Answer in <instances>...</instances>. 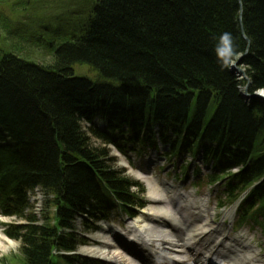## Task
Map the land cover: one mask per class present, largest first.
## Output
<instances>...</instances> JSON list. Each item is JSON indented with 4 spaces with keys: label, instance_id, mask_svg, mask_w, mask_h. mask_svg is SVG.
Masks as SVG:
<instances>
[{
    "label": "trees",
    "instance_id": "16d2710c",
    "mask_svg": "<svg viewBox=\"0 0 264 264\" xmlns=\"http://www.w3.org/2000/svg\"><path fill=\"white\" fill-rule=\"evenodd\" d=\"M13 5L24 16L3 11ZM47 9L59 11L53 21ZM47 23L60 28L49 46L39 36ZM0 32L12 47H0L10 52L0 56V206L28 222L6 231L20 249L0 264H80L59 254L76 249L60 228L80 213L108 218L117 202L135 214L131 188L139 185L115 170L107 145L120 148L147 114L186 132L184 150L204 146L224 175L251 163L229 178L228 200L249 191L243 220L264 230V182L252 188L264 178V102L244 99L246 81L231 71L247 53L250 94L264 90V0H0ZM38 48L48 64L34 57ZM83 65L96 81L75 75ZM98 117L109 120L110 135L92 134L106 146L82 127ZM37 188L46 195L40 224L25 214Z\"/></svg>",
    "mask_w": 264,
    "mask_h": 264
},
{
    "label": "bare ground",
    "instance_id": "6f19581e",
    "mask_svg": "<svg viewBox=\"0 0 264 264\" xmlns=\"http://www.w3.org/2000/svg\"><path fill=\"white\" fill-rule=\"evenodd\" d=\"M238 74L243 75L240 72ZM123 164L128 167L125 162ZM134 174L146 182L148 196L152 200L150 207L127 226L126 234L129 240L136 242L137 253L124 250L114 239H107L105 235L111 237L115 234L111 229H106L105 235L97 237L103 240L101 247H87L83 253L110 264H150L147 251L150 244L156 243L159 250L169 251L167 254L175 261L164 260L152 264H260L259 251L242 236L229 238L221 232V226L210 225L205 203L195 202L192 194L167 196L169 190L160 186L158 181H150L139 173ZM145 215L151 219H145ZM165 225L175 233L171 230L170 233L157 230ZM221 225L223 227V224ZM153 227L154 231H150ZM175 240L178 246L174 245ZM4 242L9 246L13 245L0 231V250L7 249L3 245ZM187 254H190L191 258L185 261Z\"/></svg>",
    "mask_w": 264,
    "mask_h": 264
},
{
    "label": "rangeland",
    "instance_id": "374dc122",
    "mask_svg": "<svg viewBox=\"0 0 264 264\" xmlns=\"http://www.w3.org/2000/svg\"><path fill=\"white\" fill-rule=\"evenodd\" d=\"M3 9H4L3 11L6 14H8L11 18H14L15 16L19 15V14L16 15V10L18 9L17 5H13V7L4 6ZM19 10H20V15L25 14L22 11V9H19ZM66 10L69 11L70 9H66ZM46 14H47L48 19H50V21H53L54 20L53 16H55L56 14H59V11L53 10V9L52 10L47 9ZM27 22H28V25L30 26L31 29H34L35 27L38 26L35 23H33L31 20H29ZM27 22H25V24ZM47 24L48 25H46V26H40L39 36L43 37L44 41L48 42L45 44H48V46H49L51 44V43L49 44V42H52L53 36H55L56 33L60 31V28L55 23L54 24L47 23ZM68 24L64 25V30L68 28L67 27ZM4 40H6V36L3 35L2 32H0V47L5 49V50L12 49V47L9 46L10 44L8 42H4ZM17 43H18V41L14 40L13 45H16ZM41 44H44V42L41 41ZM1 48H0V56H2L4 53V51ZM7 52H9V51H5L4 54H8ZM34 53H35L34 57H36L37 60H40L44 64H48L47 61L49 60V58L44 57V55L42 53V48H38L36 50V52H34ZM36 59H34V60L31 59V61L38 62ZM38 63H40V62H38ZM241 68L245 69V66H241ZM74 73L77 77H84V78H87L91 81L97 80L96 72L93 71L88 66H85V65L76 66L74 69ZM241 79H242V77H241ZM115 155H116V153H112L110 156L113 158ZM115 157H117V156H115ZM257 157H258V153H255L254 158H257ZM127 159L129 162H132L136 168H139V163L136 161V155H131ZM114 165L118 169L123 168L121 165L120 159H118V158H117V162L115 161ZM190 169H191V167H190ZM167 170H169V167L167 169H165L164 171H163V169L162 170L158 169L156 171L158 176L154 172H153V175L155 178H157V177L160 178V182L162 185L172 187L170 190V195H172L174 193H176V194L185 193L186 194V193H190V192H194V191L198 190L199 194L196 196L195 200L201 201L203 199H206V197L208 196V193H209L208 187H207V181H204V183H203L204 186H199V184L194 183L193 181L198 180L200 177L199 178H197L196 176L193 177L191 172L189 173L188 178H185L184 176L183 177H175L174 175H172L171 178H168L165 176ZM131 175L132 174H129L130 177H133ZM178 175H181V174H178ZM213 197H214L213 202L210 203L208 208H207V216H208L209 220L212 221V225L217 226V224L222 223V219L226 215L227 212L216 211L215 208L217 206V201H216L214 194L211 195V198H213ZM32 198L34 200H37L36 201L37 206L35 208V213L37 215H40L42 208H43V202H44L43 195H42V193L39 192V193H36L35 195H33ZM146 199L150 204V199H149L148 195H146ZM43 210H44V208H43ZM231 211L232 210L230 209L229 213ZM126 222L127 221H122V220L114 221V223H115L114 226H119L120 228H122V227L125 228L127 226ZM230 223H229V219H227V222L224 226V229H227L230 231V229L234 226L233 233L231 234L232 237H236L240 234L246 233V239L247 240L253 239V242L260 246V248L262 249V256L261 257H262V260H264V238H263V235L261 233V230L258 227H253L252 225H248L244 228H240V227L237 228V225L239 223V219H238L237 215H233V217L230 218ZM111 226H112V224H111ZM4 243H3V245L7 249L0 250V259L19 253L20 244H18L17 242H12L13 245L9 246V244L7 242H4ZM97 244H99V243H97ZM97 244H89V245H97Z\"/></svg>",
    "mask_w": 264,
    "mask_h": 264
},
{
    "label": "water",
    "instance_id": "95a60500",
    "mask_svg": "<svg viewBox=\"0 0 264 264\" xmlns=\"http://www.w3.org/2000/svg\"><path fill=\"white\" fill-rule=\"evenodd\" d=\"M244 32V31H243ZM238 64H240V63H238ZM237 64V65H238ZM249 84H250V82H248V85H247V87H246V90H248V86H249ZM256 97H262L261 95H259V96H257V95H255ZM248 97H250V96H248ZM254 97V96H253Z\"/></svg>",
    "mask_w": 264,
    "mask_h": 264
}]
</instances>
